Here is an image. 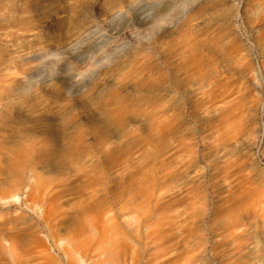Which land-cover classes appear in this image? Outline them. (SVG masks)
<instances>
[{
	"label": "rangeland",
	"instance_id": "obj_1",
	"mask_svg": "<svg viewBox=\"0 0 264 264\" xmlns=\"http://www.w3.org/2000/svg\"><path fill=\"white\" fill-rule=\"evenodd\" d=\"M0 264H264V0H0Z\"/></svg>",
	"mask_w": 264,
	"mask_h": 264
},
{
	"label": "bare ground",
	"instance_id": "obj_2",
	"mask_svg": "<svg viewBox=\"0 0 264 264\" xmlns=\"http://www.w3.org/2000/svg\"><path fill=\"white\" fill-rule=\"evenodd\" d=\"M163 74V73H162Z\"/></svg>",
	"mask_w": 264,
	"mask_h": 264
}]
</instances>
